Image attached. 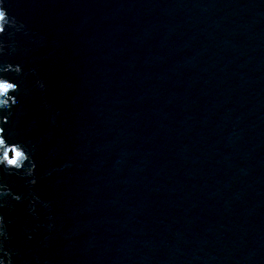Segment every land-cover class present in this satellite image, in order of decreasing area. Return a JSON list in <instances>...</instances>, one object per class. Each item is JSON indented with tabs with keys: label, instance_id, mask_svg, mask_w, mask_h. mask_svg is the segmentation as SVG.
<instances>
[{
	"label": "water",
	"instance_id": "obj_1",
	"mask_svg": "<svg viewBox=\"0 0 264 264\" xmlns=\"http://www.w3.org/2000/svg\"><path fill=\"white\" fill-rule=\"evenodd\" d=\"M4 6L0 126L38 181L0 169L15 264H264V0Z\"/></svg>",
	"mask_w": 264,
	"mask_h": 264
},
{
	"label": "clouds",
	"instance_id": "obj_2",
	"mask_svg": "<svg viewBox=\"0 0 264 264\" xmlns=\"http://www.w3.org/2000/svg\"><path fill=\"white\" fill-rule=\"evenodd\" d=\"M26 26L11 16L6 7L4 0H0V38L8 37L10 34L24 31ZM9 30H12L10 33ZM43 38H41V43ZM6 42L0 39V53L5 52ZM33 73L35 70H32ZM0 111H7L9 116L12 114V109L18 105L16 95L19 94V85L8 78V73H14L17 77L23 75L21 66L7 65L0 69ZM37 85L41 91L46 90V85L43 80H38ZM45 108H50L51 105L45 102ZM59 115V113H57ZM55 122V119H53ZM8 123V121H5ZM35 148L25 145L20 142L9 143L4 127L0 126V169H3L5 175H19L22 179L28 180L29 188H33L37 184L36 170L37 163L34 159ZM66 167H70L67 165ZM34 197L30 208L35 215V205L43 203L45 208H50V203H44L32 193ZM8 197H12L17 202L22 200L19 195H14L7 186L0 188V207H8ZM49 219H52L50 216ZM49 231L53 228L52 224L47 225ZM12 239L8 225L4 216L0 215V264H15L14 258L18 255L15 249L9 247V242Z\"/></svg>",
	"mask_w": 264,
	"mask_h": 264
}]
</instances>
